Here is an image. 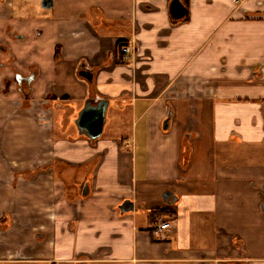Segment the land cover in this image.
Returning a JSON list of instances; mask_svg holds the SVG:
<instances>
[{"label":"crops","instance_id":"1","mask_svg":"<svg viewBox=\"0 0 264 264\" xmlns=\"http://www.w3.org/2000/svg\"><path fill=\"white\" fill-rule=\"evenodd\" d=\"M169 2L54 0L30 20L0 3L39 69L29 109L0 92V264H264V0H181L178 20ZM87 90L109 100L95 141L69 104Z\"/></svg>","mask_w":264,"mask_h":264},{"label":"flooded vegetation","instance_id":"2","mask_svg":"<svg viewBox=\"0 0 264 264\" xmlns=\"http://www.w3.org/2000/svg\"><path fill=\"white\" fill-rule=\"evenodd\" d=\"M4 1L5 0H0V3ZM41 1H40V6H41ZM11 2H12L11 14H9L8 17L12 20L14 19L15 20H30V19L48 18V17L41 18V17H34V16L25 17L26 19L21 18L15 15L13 1L11 0ZM53 8H54V0H52L51 8H43V9L53 10ZM14 24L15 23L7 22L0 28V82H1L0 92L5 95L14 94V96H16V98L20 102L19 109L26 110L32 107V104H33V100H32L33 84L36 81L37 77L39 76V69L35 64H27V63L23 64L21 60L16 59L13 53L12 43L25 40L26 35L20 32L17 28H15ZM2 37H5L4 40H2ZM127 46L130 47V52L125 54L123 52V48ZM117 51H118L119 61L121 63L130 65V66L134 64L135 58L138 56L137 44L136 42H134V40L132 41L129 39L120 40L119 42H117ZM60 56H61L60 46L56 45L55 50H54V58L58 59ZM85 67L88 68L90 72L92 73L91 74L92 79L90 82H88L86 79L78 75L79 70L84 69ZM97 68H98L97 66L90 64L87 61V58H83L79 61L78 65L76 66L75 73L78 78H80L83 82L87 83L89 87H91L95 80V74H96ZM5 71H8V74H4ZM50 92H51L50 89L47 90L43 94V96H41V99H40L41 102L39 103V105L45 111H52L54 107L53 99L51 98ZM97 97L105 98V100L107 101V106H108V102H109L108 98L104 96H98L95 92H92L91 90L90 91L87 90V96L85 98L84 105L79 110V112H81V110H84L85 106L89 107L90 105H94V104L96 105L98 103ZM106 113H107V107H106ZM106 113H105V118H106ZM169 113L170 112H168L166 116L167 117L166 119L168 120L170 119V116H171ZM40 114H43V113L40 112ZM78 114L76 116V119L78 117ZM51 116H52V113H51ZM41 119H45V117L41 115ZM98 138L92 141H95Z\"/></svg>","mask_w":264,"mask_h":264},{"label":"water","instance_id":"3","mask_svg":"<svg viewBox=\"0 0 264 264\" xmlns=\"http://www.w3.org/2000/svg\"><path fill=\"white\" fill-rule=\"evenodd\" d=\"M41 6L43 8H51L52 0H42ZM168 11L172 19L178 20L187 15V8L181 2V0H171L168 6ZM91 72L88 68L79 70L78 75L86 79L88 82L91 81ZM98 103L95 105L85 106L84 110L79 112L76 125L77 128L83 132V134L88 137L90 140H94L100 136L103 130V123L105 119L107 101L103 97H97ZM169 120L166 119L163 123V128L168 127ZM88 191L87 185L84 186L83 194H86ZM168 192L163 193L162 196H165ZM131 201H126L122 205V211L131 208ZM262 210L264 211V203L262 204ZM264 215V214H263ZM236 264V263H230Z\"/></svg>","mask_w":264,"mask_h":264},{"label":"rangeland","instance_id":"4","mask_svg":"<svg viewBox=\"0 0 264 264\" xmlns=\"http://www.w3.org/2000/svg\"><path fill=\"white\" fill-rule=\"evenodd\" d=\"M12 1H13L15 15H17L21 18L32 17V16L41 17V18L50 17V16H52L53 11H54L52 9H48V10L43 9L40 6L41 0H12ZM236 3H239V2H236ZM4 38L5 37H2V40H4ZM9 42H11V41H9ZM112 102H114V99H112ZM69 104L71 107H73L75 109L76 115H77L79 110L84 105V102H80L79 98L73 99L71 97ZM111 106H114V103ZM52 110L54 111L55 121H57L58 117H59L58 114L60 113V110L55 109V108H53Z\"/></svg>","mask_w":264,"mask_h":264},{"label":"built area","instance_id":"5","mask_svg":"<svg viewBox=\"0 0 264 264\" xmlns=\"http://www.w3.org/2000/svg\"><path fill=\"white\" fill-rule=\"evenodd\" d=\"M235 2H240L241 0H234ZM123 52L125 54L129 53L130 52V47L127 46V47H124L123 48ZM171 227V222L169 220H167L166 222H163V223H160L158 225V228L157 230L158 231H161V230H166V229H169Z\"/></svg>","mask_w":264,"mask_h":264}]
</instances>
